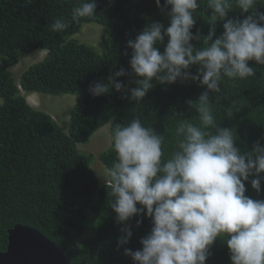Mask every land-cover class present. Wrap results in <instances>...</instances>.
Wrapping results in <instances>:
<instances>
[{
  "label": "clouds",
  "instance_id": "1",
  "mask_svg": "<svg viewBox=\"0 0 264 264\" xmlns=\"http://www.w3.org/2000/svg\"><path fill=\"white\" fill-rule=\"evenodd\" d=\"M155 4L168 17V26L152 22L134 40H128L131 72L120 67L106 82H90L89 94L98 97L115 90L121 98L140 104L155 83L198 82L205 91L196 101L186 102L197 112L195 120L176 114L167 153L165 136L139 117L115 124L112 132L110 124L101 127L107 126L109 133L108 150L98 157L104 174L99 177L90 169L92 156L86 169L101 187L108 188L112 197V210L108 211L123 225L113 258L130 264H206L213 244L220 239L227 246L231 264H264V199L246 195V182L256 193L262 191L264 144L257 141L251 150L242 151L236 146L235 129L220 126L223 117L231 118L240 110L235 100L220 106L222 98L228 99L222 82L252 78L256 69L249 61L264 66V12L256 9L259 0H203L211 10L207 35H201L199 29L192 31L201 0H163V4L155 0ZM96 6V0H76L71 16L56 18L52 30L62 32L81 18L94 17ZM235 10L241 16L229 18ZM218 21H224L223 32L213 39ZM98 26L96 22L84 23L73 39L84 27L86 38L93 39ZM40 51L47 53L42 49L23 56ZM194 65L198 68L192 73ZM126 75L135 76L134 87L118 80ZM17 88L31 109L45 113L38 110L44 94ZM214 104L222 109L221 118ZM65 134H70L69 129ZM79 143L84 142L75 145ZM131 219H136V226L152 224L150 232L140 239L139 249L130 241Z\"/></svg>",
  "mask_w": 264,
  "mask_h": 264
},
{
  "label": "trees",
  "instance_id": "2",
  "mask_svg": "<svg viewBox=\"0 0 264 264\" xmlns=\"http://www.w3.org/2000/svg\"><path fill=\"white\" fill-rule=\"evenodd\" d=\"M201 2L194 13L197 20L192 31L199 29L201 35H207L211 10ZM75 3L76 0H0V252L6 249L7 231L20 224L46 236L66 253L70 264H130L126 259L113 258L123 225L111 217L108 188L101 187L97 177L90 175L86 169L90 157L78 154L75 143H86L88 136L106 124H110L112 132L115 124L139 117L165 136L167 153L176 114L195 120L198 114L186 102L196 101L205 87L191 81L155 83L140 104L121 98L122 94L115 90L91 96L90 82H106L120 67L131 72L128 40H134L152 22L159 21L167 27L169 20L155 0H96L94 17L81 18L65 31H53L51 24L56 18L70 17ZM259 3L257 11L264 12V0ZM237 12H230L229 18L241 16ZM89 22L99 24L97 49L73 39ZM223 22H216L213 39L222 34ZM192 43L200 46L197 41ZM159 48L163 51L164 44ZM42 49L47 50L44 59L22 73L16 84L10 68L21 56ZM249 66L256 69L252 78L222 82L228 99L220 101L223 107L235 100L240 109L231 118L223 117L220 126L235 129L236 146L242 151L251 150L257 141L264 144V66L255 61H249ZM197 68L194 65L190 71L195 73ZM118 80L135 86L134 75ZM17 85L26 92L75 95L77 105L69 120L70 134L66 135L45 113L31 109ZM210 97L214 100L212 94ZM213 106L221 118L222 109ZM246 188V195L264 199V183L260 193L248 182ZM128 224L133 232L130 241L139 249L140 239L151 230V221L136 226V219H131ZM211 252L206 264H231L227 246L220 239Z\"/></svg>",
  "mask_w": 264,
  "mask_h": 264
},
{
  "label": "rangeland",
  "instance_id": "3",
  "mask_svg": "<svg viewBox=\"0 0 264 264\" xmlns=\"http://www.w3.org/2000/svg\"><path fill=\"white\" fill-rule=\"evenodd\" d=\"M92 38H86L88 32L85 27L82 32L76 35L77 41L90 46H95L97 49L99 29L94 28ZM43 52H37L29 56L20 57L18 63L13 66L11 72L16 77V84L19 83V78L22 73H24L30 66L40 62L44 58ZM2 100L0 99V104ZM77 98L72 95H62V96H51V95H41L39 100L38 110L44 111L46 114L52 117L56 124L65 132L69 129V120L71 112L76 109ZM108 128L107 126L100 128L94 132L86 143L76 144V150L78 154L83 156H92V160L89 162V167L95 174L99 177L103 176L104 169L98 157L108 150Z\"/></svg>",
  "mask_w": 264,
  "mask_h": 264
},
{
  "label": "water",
  "instance_id": "4",
  "mask_svg": "<svg viewBox=\"0 0 264 264\" xmlns=\"http://www.w3.org/2000/svg\"><path fill=\"white\" fill-rule=\"evenodd\" d=\"M0 264H68L66 257L43 234L20 224L8 230Z\"/></svg>",
  "mask_w": 264,
  "mask_h": 264
}]
</instances>
